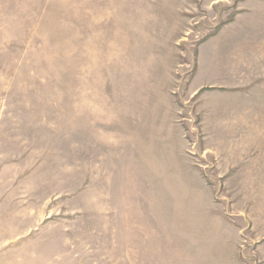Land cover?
Listing matches in <instances>:
<instances>
[{
    "label": "rangeland",
    "instance_id": "374dc122",
    "mask_svg": "<svg viewBox=\"0 0 264 264\" xmlns=\"http://www.w3.org/2000/svg\"><path fill=\"white\" fill-rule=\"evenodd\" d=\"M0 264H264V0H0Z\"/></svg>",
    "mask_w": 264,
    "mask_h": 264
},
{
    "label": "crops",
    "instance_id": "0c3cea01",
    "mask_svg": "<svg viewBox=\"0 0 264 264\" xmlns=\"http://www.w3.org/2000/svg\"><path fill=\"white\" fill-rule=\"evenodd\" d=\"M249 26H251V23H250V25ZM251 27H253V26H251ZM235 34H240V28L238 29V30H236L235 31ZM260 34H263L262 32H260Z\"/></svg>",
    "mask_w": 264,
    "mask_h": 264
}]
</instances>
